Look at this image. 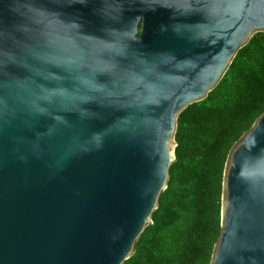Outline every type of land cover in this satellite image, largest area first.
<instances>
[{
  "label": "water",
  "instance_id": "95a60500",
  "mask_svg": "<svg viewBox=\"0 0 264 264\" xmlns=\"http://www.w3.org/2000/svg\"><path fill=\"white\" fill-rule=\"evenodd\" d=\"M264 31V0H0V264H122L176 119ZM210 264H264V111L234 143Z\"/></svg>",
  "mask_w": 264,
  "mask_h": 264
},
{
  "label": "trees",
  "instance_id": "16d2710c",
  "mask_svg": "<svg viewBox=\"0 0 264 264\" xmlns=\"http://www.w3.org/2000/svg\"><path fill=\"white\" fill-rule=\"evenodd\" d=\"M263 111L264 31H258L207 95L178 114L166 188L122 264H210L228 154Z\"/></svg>",
  "mask_w": 264,
  "mask_h": 264
}]
</instances>
